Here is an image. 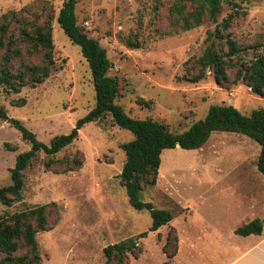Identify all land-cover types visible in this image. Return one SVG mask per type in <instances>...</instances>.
<instances>
[{"label": "rangeland", "instance_id": "1", "mask_svg": "<svg viewBox=\"0 0 264 264\" xmlns=\"http://www.w3.org/2000/svg\"><path fill=\"white\" fill-rule=\"evenodd\" d=\"M63 1L0 0V14L28 7L27 18L49 17L53 43L49 75L40 83L21 86L18 92L0 86V105L7 116L19 120L45 143L54 135L68 133L76 119L94 105L88 64L79 46L69 40L56 21ZM174 1L77 0L78 26L98 39L111 62L108 74L117 78L116 102L128 115L152 118L173 132H181L203 118L212 104H232L245 114L264 108V95L253 93L244 80L236 79L238 69L264 52V0H235L243 13L232 19L224 33L237 43L233 57L237 65L227 69L228 78L222 82L215 80L210 68L201 78L192 77L198 73L196 60L207 45L226 50L224 38L212 35L206 41L205 36L215 31L232 11L231 6L222 1L214 20L204 18L201 24L182 30L180 17L171 14ZM182 2L184 13L193 10V2ZM40 57L26 56L33 63ZM18 64L14 60L13 68ZM132 138L133 134L119 128L108 114L85 123L77 138L56 154L40 151L24 169L21 199L10 206L0 203V217L35 205L48 206L50 228L35 234L37 264H103V247L148 228L149 212L129 206L119 181L125 160L120 146ZM29 147L19 130L0 117V186L11 182L10 169L16 155ZM259 148L243 134L215 131L198 149L163 150L160 182L147 186L141 197L157 208L170 210L175 220L139 239L140 252L128 254L127 264H163L167 258L162 246L169 226L177 230L181 240L179 263L198 264L204 259L207 264H217L216 256L192 262L189 241L206 235L214 243V237L221 231L226 233L228 227L223 214L258 211H243L244 197L236 191L247 190L254 181L258 184L253 165ZM65 158H80L82 164L60 172L67 163L62 161ZM51 161L47 168L45 163ZM26 252L22 246L12 255Z\"/></svg>", "mask_w": 264, "mask_h": 264}, {"label": "trees", "instance_id": "2", "mask_svg": "<svg viewBox=\"0 0 264 264\" xmlns=\"http://www.w3.org/2000/svg\"><path fill=\"white\" fill-rule=\"evenodd\" d=\"M182 1L175 0L171 6V14L180 17L181 29L189 30L201 24L204 18L214 20L220 12L222 1L232 8L216 25L213 33L207 32L205 40L211 36L225 39L226 50H217L211 44L207 45L197 58L198 73L192 80L201 78L206 68L213 71L217 82L226 81L227 69L237 65L233 57L238 46L228 33L232 19L240 13L239 3L235 0H185L195 5L189 13L182 11ZM77 0H64L58 10L56 21L63 29L69 40L78 45L80 53L90 69L94 88V105L83 116L76 119L71 130L66 134L54 135L48 143L36 138L35 134L24 127L16 118L8 117L0 105V117L16 127L23 139L30 143L29 149L19 152L10 169L11 182L0 186V203L10 206L21 199L24 185L23 171L42 151L46 155H54L70 145L78 136L79 129L87 122L96 121L105 115H110L119 127L130 131L133 138L122 143L125 160L119 173V181L126 193L130 207L136 210H147L151 224L146 230L103 247V264H127L128 254L140 252L138 240L147 236L148 232L157 231L163 225H169L172 213L168 209L157 208L150 201H144L141 192L155 184L160 165L161 152L176 146L190 150L201 147L214 131L235 132L243 134L259 145L256 160L257 170L264 175V108L253 109L249 114L242 113L232 104H212L206 114L191 123L181 132H173L168 127L152 118H136L128 115L121 105L116 102L118 82L115 76L109 75L111 62L106 50L98 39L88 36L77 24L75 5ZM27 8L20 11L9 10L0 14V86H7L18 92L25 84L42 82L50 72L52 64V27L49 17L27 18ZM40 54V61L33 63L26 56ZM18 60L16 69L13 61ZM236 79L244 80L250 90L258 95H264V52L251 58L243 69H238ZM66 164L60 172L72 171L82 164L80 158H65ZM46 162L47 168L51 165ZM57 172V171H56ZM47 205H35L11 215L0 217V264H37L39 260L35 234L50 228ZM264 217H254L234 229V233L246 236L260 234ZM163 253L167 260L163 264H173L172 258L177 251V235L169 226ZM159 233V232H158ZM159 235V234H158ZM169 245L171 247H169ZM22 246L27 248L25 254L13 256Z\"/></svg>", "mask_w": 264, "mask_h": 264}, {"label": "crops", "instance_id": "3", "mask_svg": "<svg viewBox=\"0 0 264 264\" xmlns=\"http://www.w3.org/2000/svg\"><path fill=\"white\" fill-rule=\"evenodd\" d=\"M212 133H215V131ZM162 154L163 151L161 152V156H160L161 160L157 172V180L155 184L151 186L157 185L160 182L161 175L164 173V172L162 173ZM256 160L257 158H255L254 160L253 171L255 177L256 178L258 177L259 180L258 184H260V186L258 184H253V183H257L254 181L252 182V184H248L249 187L247 190L242 191L239 189L237 191L236 190L234 191H236V193L237 192L242 193V197H244L242 205L245 206L246 209L245 210L242 209L243 211H248V210L250 211V209H254V208L258 209V211H256V213L254 214H223L225 220L226 219L228 220V227L226 233H223L221 231L220 236L214 237L215 238L214 243H213V239L207 238L206 235L205 238L203 239H198L199 237H197L189 241L191 243V250H189V252L191 259H193L192 262H195L200 258L210 259L216 256L219 258V262L217 264H264V224L260 234H249L246 236H242L234 233V229L237 226L241 225L242 223L247 222L254 217H264V175L257 170ZM245 182L249 183V180ZM174 218L175 216H173L172 214V219L170 220L169 223H172L173 220H175ZM183 218H187V217H183ZM159 229H161V227ZM175 232L177 235L178 233L177 230H175ZM199 236H201V232ZM226 240H228L229 242ZM179 241L181 240H179L177 237V251L172 258L173 259L172 263L174 262V264L175 262L176 264H181L178 262V257H179L178 254L182 253L181 248L179 246ZM213 245L215 247L214 250L212 249ZM196 250L199 251L200 253L198 254ZM204 250L207 252L206 254H203L201 252ZM193 251H196L194 253L195 255L191 253ZM213 251L215 253H212ZM198 264H207V260L201 259L200 263Z\"/></svg>", "mask_w": 264, "mask_h": 264}]
</instances>
